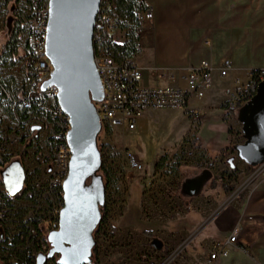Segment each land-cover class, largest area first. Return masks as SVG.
<instances>
[{"label": "rangeland", "instance_id": "374dc122", "mask_svg": "<svg viewBox=\"0 0 264 264\" xmlns=\"http://www.w3.org/2000/svg\"><path fill=\"white\" fill-rule=\"evenodd\" d=\"M18 6L15 0H0V77L10 87L13 80L22 83L16 70L24 49L22 36L16 44L15 64L10 65L6 49ZM127 36L120 29L115 39L119 44ZM5 106L0 96V209L12 208L0 224V264H18L16 252L21 246L12 244L13 237L30 218L32 201L20 192H8L5 169L19 161L24 169L38 170L39 142L45 130L31 132L27 120ZM222 109L195 121L180 110L149 109L132 130L101 126L97 146L111 179L108 184L103 180L107 211L99 231L93 233L99 264L184 262L186 244L199 246L200 238L192 235L204 230L207 215L259 174L258 166H248L236 157L233 147L244 141L241 123L236 113L224 122L227 109ZM130 156L140 168L132 167ZM40 234L44 238V232ZM57 258L44 264H56Z\"/></svg>", "mask_w": 264, "mask_h": 264}, {"label": "built area", "instance_id": "2783aa9c", "mask_svg": "<svg viewBox=\"0 0 264 264\" xmlns=\"http://www.w3.org/2000/svg\"><path fill=\"white\" fill-rule=\"evenodd\" d=\"M21 2V3H19ZM18 12L14 16L23 25V54L16 64L21 73L23 96L19 107L26 111L31 132L44 129L39 142L40 164L37 169H24L32 188L30 200V220L39 221L41 237L39 252L46 253L50 248L48 233L58 228L59 216L64 206L63 183L68 175L71 151L67 143L70 129L69 116L61 109L57 101L58 89L55 86L41 90V84L50 77L53 69L45 55L47 23L49 19V0H19ZM15 8V9H16ZM14 9V10H15ZM136 26L134 35L138 38L145 25L153 18L152 8L138 0L134 12ZM119 18L115 12L113 0H100L96 15L93 36V61L99 75L103 98L93 101L101 124L122 130L136 128L138 121L149 109H173L182 111L193 121L199 120L203 113L193 104L206 96L213 86V71L217 69L221 77L232 69L230 59L225 58L217 68L208 61L188 66L180 76L183 85L167 84L147 86L142 83L141 69L131 58L117 60L113 46L118 44ZM151 74L160 79L173 80L174 70L154 68ZM264 80V67L251 69L245 82L234 81V85L225 89V109L234 110L248 102L256 93L258 84ZM38 126V129H32ZM131 165L140 168L134 156H130ZM37 171V172H35ZM257 172L264 173V162L258 165ZM3 214H0V219ZM32 236L36 235L33 224L28 225ZM236 243V233L229 235L226 242H213L204 264H217L221 256L227 254V244Z\"/></svg>", "mask_w": 264, "mask_h": 264}, {"label": "crops", "instance_id": "0c3cea01", "mask_svg": "<svg viewBox=\"0 0 264 264\" xmlns=\"http://www.w3.org/2000/svg\"><path fill=\"white\" fill-rule=\"evenodd\" d=\"M141 1L153 11L131 57L141 69L143 84L183 85L180 76L188 66L206 60L217 68L228 58L232 64L228 75L221 77L214 69L211 90L193 100L203 114H212L223 111L226 88L236 80L245 82L249 70L264 67V0ZM154 68L174 70L175 78L155 77ZM243 183L238 193L226 196L207 215L204 230L192 235L200 238L199 246L189 241L185 261L178 264H204L211 244L226 242L233 232L237 242L227 244V254L217 264H264V173H255Z\"/></svg>", "mask_w": 264, "mask_h": 264}, {"label": "water", "instance_id": "95a60500", "mask_svg": "<svg viewBox=\"0 0 264 264\" xmlns=\"http://www.w3.org/2000/svg\"><path fill=\"white\" fill-rule=\"evenodd\" d=\"M99 6L100 0H49L45 55L53 69L40 89L52 85L58 89V104L70 119L67 143L71 156L58 228L48 233L50 248L37 254L36 264H44L55 255L57 264H88L92 260L93 233L100 223L105 197L97 146L102 124L93 103L103 98L93 61ZM236 115L244 138L233 147L236 157L256 167L264 162V80ZM23 176L21 162L13 161L6 167L4 186L9 193L21 187ZM190 189H194L192 185Z\"/></svg>", "mask_w": 264, "mask_h": 264}, {"label": "trees", "instance_id": "16d2710c", "mask_svg": "<svg viewBox=\"0 0 264 264\" xmlns=\"http://www.w3.org/2000/svg\"><path fill=\"white\" fill-rule=\"evenodd\" d=\"M18 0H15L17 2ZM138 0H113L115 12L119 18V27L122 30L127 31V40L123 43L115 44L113 46L114 56L117 60H124L126 58H131L132 55L136 53V41L137 38L134 35V28L137 24L134 12L136 10ZM23 31V25L22 22L14 16V22L12 29L8 35V39L6 41V49L8 52V55L10 56V65L15 64L17 58H16V51L17 47L16 44L20 41ZM2 52V50H0ZM12 79V78H11ZM13 84L10 87L9 83H7L3 78L0 77V96L5 101V107L9 110H13L16 113L20 114V117L22 120L28 118V114L25 110L21 109L19 107V103L21 101V98L23 96V86L21 84L15 83V81H12ZM235 114L234 110L227 109L223 115V121L226 122V120ZM230 132V131H229ZM100 150V148H99ZM236 173L237 170H234ZM101 175L103 176V180L108 184L110 182L111 176L109 173V170L105 168L103 165L101 166L100 170ZM32 188L30 185L27 184L25 180V184L22 190V197L23 195H26L29 199L32 197ZM8 193V192H7ZM10 200L8 199L7 202ZM0 214H3V218L0 219V224H2L1 221H4L8 218L9 211L12 210V208H5L1 207ZM101 211V220L99 225L102 223V218L104 214L107 211L106 204L103 203V205L100 207ZM33 224L36 235L32 236L31 233L28 230V225ZM39 221L34 220L31 221L30 218H28L23 224L20 229V233L13 237V245H20L21 249L16 252V259L18 261V264H36V257L35 251L37 252L40 249V241H41V234L40 229L38 227ZM99 231V226L94 230L95 233ZM148 233V232H146ZM4 243H8L7 238L3 240ZM92 255H94L93 261L91 260L88 264H99V260L97 257V250L95 247L92 249ZM47 261V260H46ZM57 264V262H56Z\"/></svg>", "mask_w": 264, "mask_h": 264}, {"label": "flooded vegetation", "instance_id": "af4514ba", "mask_svg": "<svg viewBox=\"0 0 264 264\" xmlns=\"http://www.w3.org/2000/svg\"><path fill=\"white\" fill-rule=\"evenodd\" d=\"M102 166V164H101ZM101 170V169H100ZM21 180H22V185L21 187L16 191V192H20L22 193V190H23V187H24V184H25V175L23 177H21Z\"/></svg>", "mask_w": 264, "mask_h": 264}]
</instances>
